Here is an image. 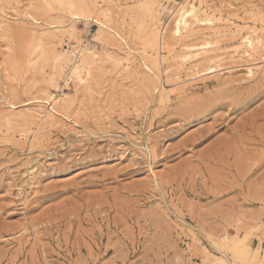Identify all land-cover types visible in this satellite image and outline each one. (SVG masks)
<instances>
[{
  "label": "rangeland",
  "instance_id": "obj_1",
  "mask_svg": "<svg viewBox=\"0 0 264 264\" xmlns=\"http://www.w3.org/2000/svg\"><path fill=\"white\" fill-rule=\"evenodd\" d=\"M47 1L0 0V264H232L223 236L262 258L264 48L232 33L264 42V0ZM188 1L212 23L175 37Z\"/></svg>",
  "mask_w": 264,
  "mask_h": 264
},
{
  "label": "bare ground",
  "instance_id": "obj_2",
  "mask_svg": "<svg viewBox=\"0 0 264 264\" xmlns=\"http://www.w3.org/2000/svg\"><path fill=\"white\" fill-rule=\"evenodd\" d=\"M43 1H45L43 3H45L48 6L50 5L52 7V5L50 4L49 1H47V0H43ZM50 1H53L54 3L57 2V4H59V5L63 6L64 8H66V10H68V14H70V16H72L74 18H79V17L83 16L84 13L86 12L85 6H84V2H83L84 0H50ZM144 5H145V3H144ZM39 7H41V6L39 5ZM39 7H38V9H39ZM46 8H47V6H46ZM43 9H45V8H43ZM197 10H198L197 6L193 2L188 1L185 4L180 5L175 12L172 11L173 19H172L171 33H172L173 36H175V37L179 36L180 37L182 31H188L190 29V27H191L190 19H194L196 22H201L202 24H211L212 23V19L207 17V16H206V18L203 17V18L199 19L198 15L196 14ZM169 13H171V10H170ZM159 31L160 30L156 31L154 29H151L148 32V35H149L148 42H149L150 45L155 47V49H153V50H155L157 52H158V47L159 46L157 47L156 45H158L157 44L158 43V39H159L158 36H160V32ZM251 32L254 33V31H251ZM251 32L245 31L244 28H237L232 33V39L233 40H236L237 36H239L238 37L239 44L244 46V50H242L240 52H241V54H244V55L246 54L247 56H251L259 48H264V42L262 41V38L258 37V36H254L253 34H251ZM165 35H166L165 33L162 34L163 37H165ZM100 36H97L96 38H98ZM162 39H163V42H164V38H162ZM207 43L208 42H204L203 44H200V45L203 48L204 46H206ZM150 45H148V47H150ZM190 47L191 46H187V45H182L181 46V48H182L181 50H183V52L181 54H178L176 56V58H175L177 65H180L182 67H183V65H185V63L188 60V55H189L188 53L185 52V50H188ZM191 49H192V47H191ZM167 51H169V50H167ZM233 52L234 53H238L239 52L238 47H236V48L234 47ZM159 63L160 62H158V57L154 56V58H153L154 66L155 67L156 66H160L161 64L159 65ZM89 68H90L89 57L80 55L79 58L77 59V62L73 65V69H72V72L75 74V78H76V81H77L78 84L85 83L87 81V78L90 75V69ZM151 68H153V67H151ZM155 69H157V68H155ZM250 72H252V70L250 68H248V73H250ZM50 101H51L50 104L51 103L52 104H51L50 111H49L48 114L50 116H53V114L55 112L58 113L57 107H58L59 103L57 102L56 98H54V97H50ZM262 237H264V236H262ZM259 240H261V239L259 238ZM215 245H217V246H219L221 248H224V249L232 247L231 248L232 249L231 250L232 251L231 255L233 256V259L231 260L232 264H245V263H249V264H264V253L262 255V258H260L261 257V253L259 251V247L257 246L256 248H251V247L248 246V244H245L243 242V240L239 241V242H237V241L235 242L234 239H230L227 236H223L220 239L219 243H215ZM259 254H260V257H259ZM209 255L211 256V253ZM212 257H214V258H212L211 261L213 263H215V264L216 263L217 264H227L226 261H225L226 257H224L223 255H221V256H215V255L213 256L212 255Z\"/></svg>",
  "mask_w": 264,
  "mask_h": 264
}]
</instances>
